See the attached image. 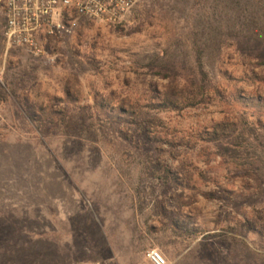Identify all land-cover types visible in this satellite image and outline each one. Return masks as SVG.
Returning <instances> with one entry per match:
<instances>
[{"label": "rangeland", "instance_id": "374dc122", "mask_svg": "<svg viewBox=\"0 0 264 264\" xmlns=\"http://www.w3.org/2000/svg\"><path fill=\"white\" fill-rule=\"evenodd\" d=\"M223 10L140 0L117 24L67 20L36 56L8 43L0 5V264H264V66L209 49L206 103L153 107ZM224 121L222 147L201 137Z\"/></svg>", "mask_w": 264, "mask_h": 264}, {"label": "trees", "instance_id": "16d2710c", "mask_svg": "<svg viewBox=\"0 0 264 264\" xmlns=\"http://www.w3.org/2000/svg\"><path fill=\"white\" fill-rule=\"evenodd\" d=\"M224 13L222 35L216 33L215 28L209 25L202 36L196 37L192 49L195 56V65L190 69L183 85L174 83L161 96V102L153 104L160 111H183L187 108H195L209 99L212 91L210 74L206 69L205 57L209 49H217L219 52L225 47L233 48L241 57L249 60L254 66H264V0H217ZM152 61L149 67L153 74L163 78H172L179 82L180 66L177 61L169 60L166 63ZM5 92V89H2ZM15 95L16 92L12 91ZM26 109V116L33 122H41L35 114L34 107L28 99L22 102ZM134 111V109L132 110ZM237 125L229 122H221L213 127V131L203 139L222 147L228 133H234ZM205 137V138H204Z\"/></svg>", "mask_w": 264, "mask_h": 264}, {"label": "built area", "instance_id": "2783aa9c", "mask_svg": "<svg viewBox=\"0 0 264 264\" xmlns=\"http://www.w3.org/2000/svg\"><path fill=\"white\" fill-rule=\"evenodd\" d=\"M140 0H0L9 44L22 47L36 56L47 54L45 40L66 30L74 17H87L117 24ZM152 264H168L159 250L148 252ZM79 264H101L97 262Z\"/></svg>", "mask_w": 264, "mask_h": 264}, {"label": "crops", "instance_id": "0c3cea01", "mask_svg": "<svg viewBox=\"0 0 264 264\" xmlns=\"http://www.w3.org/2000/svg\"><path fill=\"white\" fill-rule=\"evenodd\" d=\"M225 256L224 254L222 256H217L216 263L217 264H225ZM152 264V263H151Z\"/></svg>", "mask_w": 264, "mask_h": 264}]
</instances>
